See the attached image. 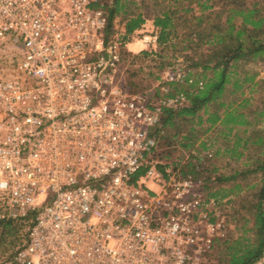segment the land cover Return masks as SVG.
<instances>
[{
	"label": "built area",
	"instance_id": "2783aa9c",
	"mask_svg": "<svg viewBox=\"0 0 264 264\" xmlns=\"http://www.w3.org/2000/svg\"><path fill=\"white\" fill-rule=\"evenodd\" d=\"M113 2L0 0V225L29 224L3 264H207L222 237L220 201L155 159L188 98L125 88L158 35L107 38Z\"/></svg>",
	"mask_w": 264,
	"mask_h": 264
},
{
	"label": "trees",
	"instance_id": "16d2710c",
	"mask_svg": "<svg viewBox=\"0 0 264 264\" xmlns=\"http://www.w3.org/2000/svg\"><path fill=\"white\" fill-rule=\"evenodd\" d=\"M181 0H163V5L155 14L154 25L158 28V42L159 45L170 43L177 37L178 12L180 8L178 3ZM247 0H185V7L181 9L185 11V15L191 14V18L196 20V29H194L190 35L196 36V39H188V43L195 42L199 46L208 45V53L203 54L206 59L202 61H196L193 66H201L204 70L212 69L214 76L203 81L201 85L198 82H190V87L193 89L186 92L188 103L179 108L178 110L165 109L163 116V124L165 128V134L163 139L166 138L171 132V128L175 131L169 135L172 140H176L181 137L179 144L184 149L191 148L197 140L196 134H199V129H195L193 125L190 127L188 133L182 134L179 128V122L185 121L191 118L192 123L195 124L194 118L197 117L196 124L202 126L205 122L208 124L206 127L200 129L206 134L212 129H217L220 134H225L226 137L230 136L235 128L245 126L244 135L239 132L235 133V141L232 148L229 146L224 148V153L237 157L244 156L246 150L253 148L254 153L247 154L248 166L245 170L236 171L231 176L221 175L215 179L219 182L228 181L230 179H236L238 175L247 174H261V185L256 188L252 195V199H245L242 202V208L245 209V213L237 210L239 216H237L238 223L241 230L240 235L234 239H222L218 238L215 248L223 246L220 253H224L223 259L217 260L216 264H257L264 259V128L256 125L259 122V116L264 115V110L259 112L258 109L252 111H245L244 108L249 103V98L245 97L240 99L237 97L234 100L226 101L224 99L226 91H228V84H231L230 94H236L241 90V96L244 95V85L248 82H255L256 75H247L243 79L237 78L231 80L232 66L251 54L253 58L258 56H264V43L258 36L264 32V15L261 13L263 9L256 7L259 2H255L253 5L248 6ZM178 2V3H177ZM196 2V5L192 4ZM264 3V0H262ZM219 7L216 9V7ZM126 7V1L114 0L113 5L110 7V18L107 28V38L114 32V19L119 12ZM200 14L196 15L198 10ZM195 10V11H194ZM209 12H206L208 11ZM212 15L216 18V21L212 23ZM240 17L241 24L238 26L235 23V19ZM225 18V20H223ZM146 22L144 13L137 12L130 15L125 23L126 36L132 35L136 30L142 28ZM249 40H247L248 38ZM196 40V41H194ZM189 45H185V50ZM148 56V52H144ZM200 55V57H203ZM212 63L214 66H212ZM176 84V82H171ZM125 86V85H124ZM125 88H127L125 86ZM128 89V88H127ZM130 90V89H129ZM131 91V90H130ZM240 100V101H239ZM240 103H239V102ZM246 102V104H245ZM204 109V113L208 117L204 120L203 116L199 114V111ZM252 114H255L253 119L250 118ZM258 116V117H257ZM264 121V120H263ZM253 129H250V128ZM167 137V138H168ZM169 139L167 145H173V141ZM202 150H207L206 143H202ZM241 146V151L237 149ZM198 151L200 149H197ZM220 153V148L216 154ZM259 154V155H258ZM258 155V156H257ZM156 156V154H155ZM163 156H170L169 153ZM192 157L201 160L202 157L192 155ZM182 158V157H180ZM209 159V158H207ZM210 160V159H209ZM171 165L176 168H180V172L189 176L200 164L189 161L186 165L180 161H174ZM161 169L166 166L159 165ZM191 168V169H189ZM206 169V168H205ZM217 171V167L213 168ZM141 173L143 172L140 171ZM139 172V173H140ZM197 170V174H199ZM194 174V173H193ZM200 175V174H199ZM199 176H195L197 179ZM198 180V179H197ZM212 179L207 176L205 179V187L210 189V183ZM242 188V183H235L230 191H227L224 195H221L219 191L208 193L209 197L217 198L220 203L224 196H230L233 192L239 193ZM231 201V200H230ZM18 222L6 221L0 225V229L3 233H10L16 229ZM1 238L0 240H2ZM214 252L208 256L207 264H215L213 260ZM213 260V261H211ZM264 264V261L261 263Z\"/></svg>",
	"mask_w": 264,
	"mask_h": 264
},
{
	"label": "rangeland",
	"instance_id": "374dc122",
	"mask_svg": "<svg viewBox=\"0 0 264 264\" xmlns=\"http://www.w3.org/2000/svg\"><path fill=\"white\" fill-rule=\"evenodd\" d=\"M126 1V7L122 9L118 15H116L114 19V32H125V23L128 17L134 13L142 12L146 17V22L142 26L140 30H144L145 32H153L155 31L158 35V28L154 25V17L158 9L162 7L163 0H124ZM215 1V0H213ZM255 2H259L256 7L263 9L264 3L262 0H247L246 4L248 6L253 5ZM178 3V2H177ZM113 5V4H112ZM111 5V6H112ZM196 5V2L192 4ZM180 11L178 12V19L176 22L178 23L177 27V37L174 38L170 43H166L163 45H157L156 51L148 52L143 49V44L141 42L133 43L125 47L122 52L123 56V66L121 79L123 85H125L128 89L135 92L147 93L150 97L159 98L165 94L171 93H180L191 91L193 88L190 87V82H198L199 85L203 83V81L207 80L214 76V72L212 69L204 70L201 66H193V63L196 61H204L206 59V53H208V45L199 46L195 42L188 43V39H196V36L190 33L196 29V20L191 18V14L188 16L185 15V11L182 10V7H185V0H181L178 3ZM219 7L217 6L216 9ZM195 10H198L195 7ZM194 10V11H195ZM206 12H209L206 11ZM261 13L264 15V11L261 10ZM199 10L196 12V15H199ZM225 20V18L223 19ZM212 23L216 21V18L212 15ZM236 25L241 24V18L238 17L235 19ZM132 35L130 40L132 39ZM190 37L185 40V38ZM247 37V36H246ZM259 39L264 43V32L260 36ZM248 38V37H247ZM249 40V38L247 39ZM196 41V40H194ZM251 41V40H249ZM185 45H189V47L185 50ZM144 52H148V56L144 54ZM203 54H205L203 56ZM202 55L203 57H200ZM212 66L214 64L212 63ZM231 70V80L240 78L243 79L247 75H256L255 82L258 84H254V82H248L244 85V95L241 96V90L236 94H230L229 90H231V84H228V91H226L224 99L226 101H231L236 99L237 97L249 98V103L244 108L245 111H252L253 109H258L259 112L264 110V56H258L253 58L251 54L246 55L240 59L235 66L230 68ZM180 75L182 77V81L171 84L172 79H175ZM240 101V100H239ZM238 101V102H239ZM240 103V102H239ZM246 104V102H245ZM199 114L203 116L205 120L208 115L204 113V109L199 111ZM255 114L250 116L251 119ZM258 117V116H257ZM189 120L180 121L177 128L182 131V134L185 135L188 133L190 127L193 125L195 129H199V134H196L197 140L196 143L189 149H184L180 144V138L176 140H172L169 135H171L175 129L171 128L170 134L166 135L167 137L160 142L159 148L156 152L155 159L161 161L163 163L169 162L173 163L174 161H180L185 165L189 161H193L199 166L195 169L192 174H189L190 177L195 179L194 177L199 176L197 179L202 181L201 191L206 195L208 193H213L215 191H219L221 195L230 191L232 186L240 182L242 183V188L239 193L233 192L230 196H224L222 198V202L220 205V220H223V230H222V239H234L240 235V224L237 220V210L240 209L241 212L245 213V209L242 208V202L245 199H252V195L256 188L261 185V174H247V175H238L236 179H230L228 181L219 182V180L215 179L221 175L231 176L236 171L245 170L248 166L247 154L254 153L253 148L245 151L244 156L237 157L236 154L231 156V154L224 153L225 147H231L234 145L235 136L234 134L239 132L244 135L245 126L237 127L231 133L230 136L226 137L225 134H220L217 129H212L204 134L200 129L206 127L208 124L205 122L202 126L196 124L197 117L194 118V123H192L191 118ZM264 115L259 116V122L256 123L258 127L264 128ZM250 129H253L252 127ZM166 132V131H165ZM184 132V133H183ZM165 134V133H164ZM169 139L173 141V145H167ZM206 143L207 150H202L203 144ZM220 148V153L216 154L218 149ZM197 149H200L199 151ZM237 151H241V146L237 149ZM169 153L170 156L165 157L164 154ZM192 155L202 157L201 160L192 157ZM259 155V154H258ZM257 155V156H258ZM182 157V158H180ZM209 158V159H207ZM217 167V171H214L213 168ZM206 168V169H205ZM180 171V168H176ZM191 169V168H189ZM200 172L199 174H197ZM207 176H210L212 182L209 184L210 189L205 187V179ZM196 179V180H197ZM231 200V201H230ZM27 222H18L16 225V229L12 230L10 233H3L0 229V264H3L4 261L14 253L17 249L18 245L22 242V239L26 233ZM234 237V238H233ZM216 245V243H215ZM222 245L215 248L212 252H214L213 257L215 264L217 260L223 259L225 256L224 253H220L222 250ZM212 254V253H211ZM211 260V261H213ZM264 259L257 263L261 264ZM223 264V261H221Z\"/></svg>",
	"mask_w": 264,
	"mask_h": 264
},
{
	"label": "crops",
	"instance_id": "0c3cea01",
	"mask_svg": "<svg viewBox=\"0 0 264 264\" xmlns=\"http://www.w3.org/2000/svg\"><path fill=\"white\" fill-rule=\"evenodd\" d=\"M141 29V28H140ZM140 31H142V32H144V30H140ZM154 33H156L155 31H153Z\"/></svg>",
	"mask_w": 264,
	"mask_h": 264
}]
</instances>
